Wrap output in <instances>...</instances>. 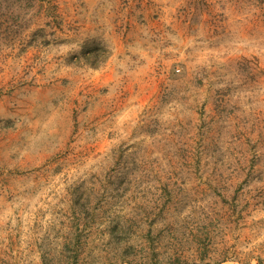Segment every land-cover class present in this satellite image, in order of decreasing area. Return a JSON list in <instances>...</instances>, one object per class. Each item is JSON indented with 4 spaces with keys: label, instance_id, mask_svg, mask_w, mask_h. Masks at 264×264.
Masks as SVG:
<instances>
[{
    "label": "rangeland",
    "instance_id": "374dc122",
    "mask_svg": "<svg viewBox=\"0 0 264 264\" xmlns=\"http://www.w3.org/2000/svg\"><path fill=\"white\" fill-rule=\"evenodd\" d=\"M0 264H264V0H0Z\"/></svg>",
    "mask_w": 264,
    "mask_h": 264
},
{
    "label": "trees",
    "instance_id": "16d2710c",
    "mask_svg": "<svg viewBox=\"0 0 264 264\" xmlns=\"http://www.w3.org/2000/svg\"><path fill=\"white\" fill-rule=\"evenodd\" d=\"M13 11H14V10H12V11L10 10V11H9V15H7V16H8V19H10V18H12V19H13V16H12V15H14V12H13ZM12 12H13V13H12ZM8 19L6 20V22H8V21H9ZM13 21H14V20H13ZM11 25H12V24H11ZM12 26H13V25H12ZM15 26H17V25H15ZM19 27H20V25H18V27H17V28H19Z\"/></svg>",
    "mask_w": 264,
    "mask_h": 264
}]
</instances>
